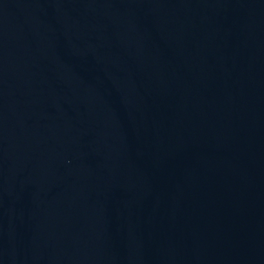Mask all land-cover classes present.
<instances>
[{
  "label": "water",
  "instance_id": "1",
  "mask_svg": "<svg viewBox=\"0 0 264 264\" xmlns=\"http://www.w3.org/2000/svg\"><path fill=\"white\" fill-rule=\"evenodd\" d=\"M0 264H264V0H0Z\"/></svg>",
  "mask_w": 264,
  "mask_h": 264
}]
</instances>
